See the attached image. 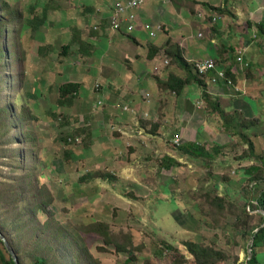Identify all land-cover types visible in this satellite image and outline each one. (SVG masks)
Masks as SVG:
<instances>
[{
    "label": "rangeland",
    "instance_id": "374dc122",
    "mask_svg": "<svg viewBox=\"0 0 264 264\" xmlns=\"http://www.w3.org/2000/svg\"><path fill=\"white\" fill-rule=\"evenodd\" d=\"M80 1L86 0H0L3 16L12 21L8 59L0 60V226L12 225L4 230L23 257L24 249L34 250L47 256L49 264L59 259L75 264L74 253L84 261V247L101 264H125L129 254L115 250L118 244L128 246L125 235L139 243L131 249V264H170L183 258V264H194L185 242L227 248L235 255L242 244L233 223L243 214L242 205L215 200L217 190L203 188L207 179L202 165L178 149L196 132L197 141L209 145V138L201 136L203 126L196 129L212 116L209 109L203 102L184 106L183 98L178 102L174 96V105L169 97L164 106L158 97L144 99L139 94L141 106L148 110L145 119L125 106L132 119L122 124L121 102L114 101L115 108L101 100L109 86L104 78H138L139 68L133 66L134 73L129 74L123 71V62H116L114 71V51L107 42L99 43V22L92 14L81 13ZM18 11L23 13L20 19L15 17ZM128 40L131 47L136 45L134 39ZM171 63L165 60L167 67ZM155 71L160 72L158 66ZM181 71L177 75L185 77ZM156 74L152 77L163 78ZM69 80L80 82V95L61 104L59 87ZM129 81L139 93L146 85ZM251 92L257 100L247 103L264 108V90ZM188 99L193 103L196 96ZM109 111L115 113L113 118ZM173 163L177 166L164 167ZM93 172L113 178H92ZM83 177L88 181L82 182ZM50 200L46 214L35 218L31 209L36 202ZM245 208L262 221L260 214L251 213L253 207ZM98 220L108 223L103 224L115 235L112 245L92 233L91 225ZM50 223L43 234L41 224ZM59 223L64 227L61 232L56 229ZM64 231L72 235L62 243ZM234 255L229 264L238 263ZM242 256L247 262L248 253Z\"/></svg>",
    "mask_w": 264,
    "mask_h": 264
},
{
    "label": "crops",
    "instance_id": "0c3cea01",
    "mask_svg": "<svg viewBox=\"0 0 264 264\" xmlns=\"http://www.w3.org/2000/svg\"><path fill=\"white\" fill-rule=\"evenodd\" d=\"M124 1L127 0L80 1L84 5L81 13L92 14L99 22L96 34L100 35L99 43L107 42L109 50L114 51L111 58L114 71L117 70L116 62L118 65L123 62V71L129 74L133 72V66L139 68L136 73L138 78H104L109 86L101 100L115 108L113 102H121L123 110L119 121L122 124H129L128 118L132 119L124 112L125 106L136 110L145 119L148 110L141 106L139 94L144 99L158 97V103L164 106L169 97L173 105L174 97L178 102L182 100L184 106L202 103V90L195 84L186 86L180 96L161 89L160 84L168 73H182L168 56L172 44L182 48L184 59L191 64L215 58L221 66L233 67L236 91L222 82L209 85L207 81V92L218 97L220 106L215 111L209 109L207 114L212 116L202 120L201 125L197 124L196 129L203 126L200 128L203 130L201 136L209 138V145L197 141L200 135L197 132L195 138H189L186 143L202 146L207 155L203 153L202 168L204 178L207 179L203 186L205 190L211 186L212 191L217 190L219 198L244 205L246 203L247 209L250 206L254 208L252 214L264 216V211L259 207V198L264 192V178L261 177L264 175V118L259 115H264V108L258 105L252 107L247 103L250 98L257 100L251 95L252 90H264L262 84H259L264 78V70L262 73L259 71L264 68V0H147L137 11L135 29L130 31L128 21L125 20L122 28L116 31L110 28L111 15L115 6ZM159 26L163 31L158 30ZM128 38L134 39V47L130 46ZM115 50L119 51L121 60H118ZM238 55L243 56L245 64L237 61ZM167 58L173 62L170 67L165 65ZM156 66L159 67L158 74ZM154 74L163 78H153ZM129 79L146 82V85L139 93V87H134ZM67 82L80 83L73 80ZM192 94L196 96V101L190 103L188 97ZM173 109L174 106L171 111ZM109 113L112 115L110 118L115 116L114 112ZM155 113L160 115L158 111ZM131 124L135 127L133 121ZM170 156L175 158L173 154ZM260 221L254 218L252 222L257 227L255 232L264 227V222L260 224ZM237 235L242 244L239 251L234 255L226 248L225 252L238 258L236 264H244L242 255L248 253L251 239L248 240L245 234ZM255 252L259 264H264V241L258 242Z\"/></svg>",
    "mask_w": 264,
    "mask_h": 264
},
{
    "label": "trees",
    "instance_id": "16d2710c",
    "mask_svg": "<svg viewBox=\"0 0 264 264\" xmlns=\"http://www.w3.org/2000/svg\"><path fill=\"white\" fill-rule=\"evenodd\" d=\"M0 11H1V14H0V60H3V56H4V59H8V50L11 47L10 38L12 36V32H11L12 21L11 19H7V17L5 18L3 16L4 11H2L1 9V3H0ZM22 14H23L22 12L18 11L15 17L20 19ZM42 14H43V17L45 18L46 12L44 11ZM64 49L66 50L67 48L65 47ZM169 50L170 51L167 52L168 56L171 57L173 62L177 64L179 68L183 69L186 72V77H179L173 73L169 74L167 77L168 78L167 81L161 84L162 86L164 85V88H165L164 90L174 95L180 96L184 92V89L186 88V86L195 84L202 90L201 98H202L204 107H207L208 109H211L214 111L216 110L215 108H219L220 101L218 97L214 95H210L207 92L206 86H208V82H209L208 76L203 77L202 75H199L197 73V71L195 70L194 63L191 64L184 59L182 48L179 45L172 44L171 47H169ZM218 64L220 63L218 62ZM225 69H226V76L230 77L234 83L235 78H234L233 67L229 66V67H225ZM210 84L211 83L209 82V85ZM81 88H82L81 84L75 83V82H66L63 85H61L59 87V100H62L60 103L65 104V102L63 101H66V100L67 102L68 101L70 102L71 97L78 98L80 95L79 93H80ZM222 117H224V115H222ZM178 149L181 152V154H184L185 156H187V158L198 161L201 165H203L204 148L200 146H196L195 144L185 143L181 147H178ZM204 155L207 156L205 153ZM166 159H167L166 161H169L168 158ZM174 166H177V165H175L174 163L166 164L164 167L166 169H169L170 167H174ZM107 175L108 174H104V173L102 174H96L95 172L91 173L92 178L101 177L102 179H105V180H110L113 178L112 175H108V176ZM261 177L264 178V175H262ZM258 178L259 177H257L256 179ZM81 181L86 182L88 181V178L83 177L81 178ZM44 190L48 191V189L46 188H44ZM215 200H217L223 205L232 204L230 203V201H227V199H223L219 197ZM51 203H52V200H50V202L49 201H45V202L38 201L36 202L34 209H31V213L34 215L35 218L39 214L45 215L46 214L45 207L49 206ZM241 205H242V208L244 209V210L241 209L243 211V214L236 216V222L233 223V227L236 230L237 234H245L247 236V239L254 238V243L252 246L253 257L250 261L247 262V264H259L256 252H255V248L259 241L261 242L264 241V227L260 228L257 232H255V229H257V227L252 224L254 218H252L247 213L246 208H245L246 203L245 205L244 204H241ZM259 207H261L262 210L264 211V192L261 194L259 198ZM260 216L262 217V221H260V224H262L264 222V216H262L261 214ZM173 218L176 223H181L182 227H185L186 223L185 222L183 223L181 220H179L176 215H173ZM103 223H106V222H103L100 220L93 222L91 225L92 233L100 237L102 240L104 238V244L109 246V245H112L111 239L115 237V235L109 233L110 231L107 228L108 223H106L107 225ZM51 224L52 223L48 225L41 224V230L43 234H44L43 231L46 228H48ZM4 226L8 227L9 229L12 228V225L10 226L9 223L4 224ZM4 226H0V230L4 234L9 245L12 247V249L15 251L16 255L18 256V260L20 264H25L26 259L29 261V264H49V258L47 256H44L43 254H40L39 252H35L34 250H31L28 252L27 250L24 249L23 250L24 257H23L20 250L15 247L14 241L12 240L11 236L7 234L6 231L4 230ZM62 228H64L63 225H61L60 223L57 224L56 229H58V232L63 231ZM64 232H65L64 233L65 237L62 243L65 242L67 236L72 235V234H69L67 231H64ZM132 236L134 235L132 234ZM125 238L127 239L128 246L123 245V244H118L116 245L115 250L118 254H125V253L129 254L130 258L127 259L125 264H131L133 263V260H134L133 259L134 253L132 252L131 249L137 248L139 243H137L136 237L134 238V242L131 240V237L129 235H125ZM39 243H40L39 245L42 244V242H39ZM184 247L186 249V253L191 256L194 264H225V263H228L231 259L228 253H226L225 251H222L221 248L219 249L215 247L214 245H200L195 242H185ZM67 249L71 251H75L74 249H69V248ZM82 251L85 252L84 261L82 260L80 254L76 255V253H74L73 259H74L75 264L76 263L78 264H101L100 259L95 258L86 247H84ZM168 251H172L171 247L168 248ZM174 252L180 253V250L175 249ZM181 256L184 257V255L180 253V257ZM183 260L184 258L182 259V261ZM182 261L180 259V261L176 260V262L174 263L171 262L170 264H183ZM0 264H15L11 254L8 252L6 246L1 240H0ZM55 264H64V263H62L61 260L59 259L55 262ZM70 264H72V262ZM233 264H236V263L234 262ZM244 264H246V262Z\"/></svg>",
    "mask_w": 264,
    "mask_h": 264
},
{
    "label": "built area",
    "instance_id": "2783aa9c",
    "mask_svg": "<svg viewBox=\"0 0 264 264\" xmlns=\"http://www.w3.org/2000/svg\"><path fill=\"white\" fill-rule=\"evenodd\" d=\"M146 1L147 0H127L123 3H118L115 6V11L111 15L110 28L119 31L122 28L123 22L127 20L129 30H134L135 23L137 21V11L140 10L146 4ZM161 29L162 27L159 26L158 30ZM152 35L156 34L153 33ZM237 61L240 63L242 62L243 64V56L238 55ZM194 65L197 73L202 76H208V81L211 84L216 85L219 84V82H222L228 87H233L234 91H236L232 79L226 76L225 67L220 66V64H218V62L214 58H207L204 60L196 61L194 62Z\"/></svg>",
    "mask_w": 264,
    "mask_h": 264
},
{
    "label": "water",
    "instance_id": "95a60500",
    "mask_svg": "<svg viewBox=\"0 0 264 264\" xmlns=\"http://www.w3.org/2000/svg\"><path fill=\"white\" fill-rule=\"evenodd\" d=\"M0 240L4 243V245L6 246L8 252L11 254L14 263L15 264H20V262L18 260V256L16 255V253L12 249V247L9 245L7 239L5 238V236L3 235V233L1 232V230H0ZM253 243H254V238H251L250 244H249V247H248V258H247V262L250 261L252 259V257H253V254H252V246H253ZM247 262H246V264H247Z\"/></svg>",
    "mask_w": 264,
    "mask_h": 264
}]
</instances>
